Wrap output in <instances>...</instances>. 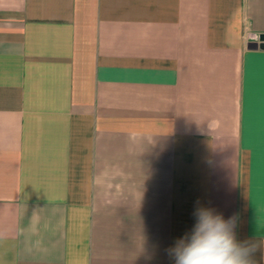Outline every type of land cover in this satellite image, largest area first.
Returning <instances> with one entry per match:
<instances>
[{
  "label": "crops",
  "instance_id": "crops-1",
  "mask_svg": "<svg viewBox=\"0 0 264 264\" xmlns=\"http://www.w3.org/2000/svg\"><path fill=\"white\" fill-rule=\"evenodd\" d=\"M252 36L264 0H0V264H174L198 207L264 264Z\"/></svg>",
  "mask_w": 264,
  "mask_h": 264
},
{
  "label": "clouds",
  "instance_id": "clouds-1",
  "mask_svg": "<svg viewBox=\"0 0 264 264\" xmlns=\"http://www.w3.org/2000/svg\"><path fill=\"white\" fill-rule=\"evenodd\" d=\"M194 215L192 232L169 249L174 264H255L253 254L259 245L237 239L235 216L225 219L205 207H198Z\"/></svg>",
  "mask_w": 264,
  "mask_h": 264
},
{
  "label": "water",
  "instance_id": "water-1",
  "mask_svg": "<svg viewBox=\"0 0 264 264\" xmlns=\"http://www.w3.org/2000/svg\"><path fill=\"white\" fill-rule=\"evenodd\" d=\"M258 41H263L264 42V37L263 36H252L250 39V42L248 44V49H258V48H264V44L262 43L261 46L258 45Z\"/></svg>",
  "mask_w": 264,
  "mask_h": 264
}]
</instances>
